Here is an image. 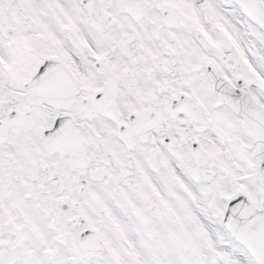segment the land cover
Here are the masks:
<instances>
[{
    "label": "snow or ice",
    "instance_id": "6c2138e0",
    "mask_svg": "<svg viewBox=\"0 0 264 264\" xmlns=\"http://www.w3.org/2000/svg\"><path fill=\"white\" fill-rule=\"evenodd\" d=\"M0 264H264V0H0Z\"/></svg>",
    "mask_w": 264,
    "mask_h": 264
}]
</instances>
